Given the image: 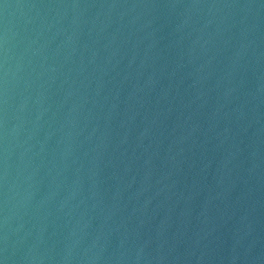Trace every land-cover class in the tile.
Listing matches in <instances>:
<instances>
[{
    "label": "water",
    "instance_id": "obj_1",
    "mask_svg": "<svg viewBox=\"0 0 264 264\" xmlns=\"http://www.w3.org/2000/svg\"><path fill=\"white\" fill-rule=\"evenodd\" d=\"M0 264H264V0H0Z\"/></svg>",
    "mask_w": 264,
    "mask_h": 264
}]
</instances>
